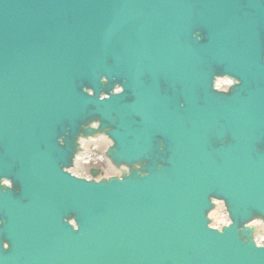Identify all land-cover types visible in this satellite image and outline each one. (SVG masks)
<instances>
[{
	"label": "water",
	"instance_id": "obj_1",
	"mask_svg": "<svg viewBox=\"0 0 264 264\" xmlns=\"http://www.w3.org/2000/svg\"><path fill=\"white\" fill-rule=\"evenodd\" d=\"M263 25L264 0H0V264H264L244 225L264 220ZM74 67L106 79L65 93ZM225 74L240 83L214 90ZM100 133L123 179L63 172ZM211 196L233 219L222 232L206 225Z\"/></svg>",
	"mask_w": 264,
	"mask_h": 264
},
{
	"label": "clouds",
	"instance_id": "obj_2",
	"mask_svg": "<svg viewBox=\"0 0 264 264\" xmlns=\"http://www.w3.org/2000/svg\"><path fill=\"white\" fill-rule=\"evenodd\" d=\"M236 83H240L239 80L235 81ZM123 91L121 87H117L116 92L119 93ZM98 122H94L91 126L95 127L97 126ZM81 141L83 142V137H81ZM60 143H64L63 138H60ZM109 144L112 143L111 140L108 141ZM81 156H77V167L76 168H67L66 171L73 172L77 177L85 178L89 181L96 180L97 182L101 181L102 179L108 178L110 179L113 175L119 176L120 171L117 169H114L112 167L109 168H102L100 174L98 176H93L90 172L89 167H80V160ZM127 167V166H125ZM137 167H141V165L137 164ZM130 174V170H129ZM147 175V173H145ZM121 179H123L122 176H120ZM2 183L7 187H13L12 182L9 179H5L2 181ZM217 204L219 205V208L217 212H214L212 215L217 217V222L210 225L213 229H219L223 231L224 226H231L233 224V220L229 218L228 210L225 207V202L223 200H217ZM219 213V215H218ZM4 217L0 216V225L4 224ZM74 224L77 222L74 220ZM253 225L257 226V232L255 233V244L258 247H264V220L260 218H256L248 223V227H251ZM11 247V243L9 241L3 242V249L7 250Z\"/></svg>",
	"mask_w": 264,
	"mask_h": 264
},
{
	"label": "bare ground",
	"instance_id": "obj_3",
	"mask_svg": "<svg viewBox=\"0 0 264 264\" xmlns=\"http://www.w3.org/2000/svg\"><path fill=\"white\" fill-rule=\"evenodd\" d=\"M228 83V80L227 79H223L221 81H219V85L220 86H225L227 85ZM108 139L105 135H102L96 139H83V142L81 141V146H82V152L78 153L77 156H81V160H80V167H84V164L85 163H89L91 162V160H93V156L95 157V153H94V149H92L93 147L95 146H99L100 148L104 149L105 147L108 146ZM76 156V158H77ZM75 165H77V160L75 159ZM77 166H75L74 168H76ZM106 167L109 168V167H112L109 162L106 163ZM219 208V205L217 206V208L213 211L214 212H217ZM212 213V214H213ZM219 215V213H218ZM217 222V217L214 216V223ZM254 238H255V235H254Z\"/></svg>",
	"mask_w": 264,
	"mask_h": 264
}]
</instances>
